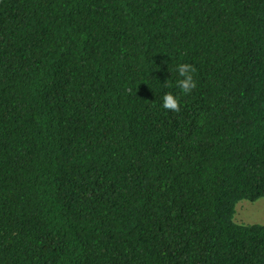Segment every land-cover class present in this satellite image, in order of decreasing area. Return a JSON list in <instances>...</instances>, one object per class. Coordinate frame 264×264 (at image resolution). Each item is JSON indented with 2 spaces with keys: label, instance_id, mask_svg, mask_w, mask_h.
Listing matches in <instances>:
<instances>
[{
  "label": "trees",
  "instance_id": "trees-1",
  "mask_svg": "<svg viewBox=\"0 0 264 264\" xmlns=\"http://www.w3.org/2000/svg\"><path fill=\"white\" fill-rule=\"evenodd\" d=\"M260 198L264 0H0V264H264Z\"/></svg>",
  "mask_w": 264,
  "mask_h": 264
},
{
  "label": "clouds",
  "instance_id": "clouds-1",
  "mask_svg": "<svg viewBox=\"0 0 264 264\" xmlns=\"http://www.w3.org/2000/svg\"><path fill=\"white\" fill-rule=\"evenodd\" d=\"M176 72L179 78L175 80V86L185 95L190 93L196 87V80L194 79L195 67L181 62L176 65ZM161 107L165 110L180 111L179 97L171 92H164L161 96Z\"/></svg>",
  "mask_w": 264,
  "mask_h": 264
},
{
  "label": "rangeland",
  "instance_id": "rangeland-1",
  "mask_svg": "<svg viewBox=\"0 0 264 264\" xmlns=\"http://www.w3.org/2000/svg\"><path fill=\"white\" fill-rule=\"evenodd\" d=\"M236 209L235 222L245 225H264V198L255 202L241 201Z\"/></svg>",
  "mask_w": 264,
  "mask_h": 264
}]
</instances>
